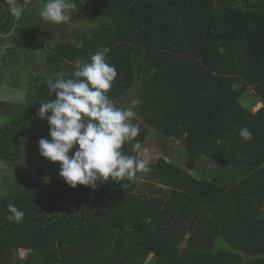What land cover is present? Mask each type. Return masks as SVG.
Instances as JSON below:
<instances>
[{
	"label": "trees",
	"instance_id": "1",
	"mask_svg": "<svg viewBox=\"0 0 264 264\" xmlns=\"http://www.w3.org/2000/svg\"><path fill=\"white\" fill-rule=\"evenodd\" d=\"M15 2L19 16L0 0V87L21 81L22 56L9 46L34 37L36 1ZM74 2L71 20L96 27L70 34L56 24L41 35L50 76H38L23 104L0 100V162L40 154L39 140L51 139L38 115L55 98L48 79L70 78L78 58L90 62L107 47L118 73L109 98L120 108L131 90L139 98L140 132L122 152L137 156L134 144L155 132L224 176L198 179L159 157L139 179L73 189L48 178L59 175L53 163L0 197V264H23L20 250L31 252L25 264H264V106L253 113L242 104L249 89L264 103V0ZM243 126L251 142L239 136ZM10 203L25 213L21 222L7 219Z\"/></svg>",
	"mask_w": 264,
	"mask_h": 264
},
{
	"label": "clouds",
	"instance_id": "2",
	"mask_svg": "<svg viewBox=\"0 0 264 264\" xmlns=\"http://www.w3.org/2000/svg\"><path fill=\"white\" fill-rule=\"evenodd\" d=\"M76 8L74 0H44L39 14L44 21L60 25L70 22L71 12ZM10 12L20 15L15 0H10ZM109 51L107 47L97 50L90 62L78 58L70 78L48 79L55 98L39 107L38 115L42 120L47 119L51 137L39 140L40 155L60 165V177L73 189L77 185L96 189L98 183L132 181L139 179L137 173L151 171L146 158L122 152L123 145L140 132L139 123H133L137 120L133 109L138 101L120 108L109 98L118 75L115 66L106 59ZM239 136L245 142L253 139L246 126L240 128ZM74 147L76 150L72 152ZM141 147L138 141L134 144L136 151ZM7 209L9 221L19 223L24 219L25 213L15 205L10 203Z\"/></svg>",
	"mask_w": 264,
	"mask_h": 264
},
{
	"label": "rangeland",
	"instance_id": "3",
	"mask_svg": "<svg viewBox=\"0 0 264 264\" xmlns=\"http://www.w3.org/2000/svg\"><path fill=\"white\" fill-rule=\"evenodd\" d=\"M35 1L36 2L34 3L32 9L34 18L31 32V35L34 36L35 39L34 37L33 39H29V35L27 40L19 41L9 46L17 47L18 52L22 56L19 62V69H22L18 73V75L21 76V81L20 83L14 82V84L17 83V86L13 87L12 85H9L8 80L6 81V79H4V84L0 87V100L3 102H11L15 105L25 103L29 96L35 92L33 88L36 85L35 81L38 76L42 75L44 79H47L50 76L46 68V58L47 54L51 51L47 43H42L40 41V37L45 32L47 33V30H49L51 26L54 28L56 24H50V22H46L40 17L39 13L43 5L39 3V0ZM46 23H49L50 26H46ZM61 26H65V30H67L68 33L77 34L95 28L96 24L70 20L69 23L61 24ZM27 77L32 78L30 83L28 79H26ZM138 99L137 89L131 90L127 94L124 106L129 107L131 106L132 101H137ZM254 99H256L255 93L252 89H249L246 98L242 100V104L251 108V106L247 105L253 103L255 101ZM157 135V133L152 132L151 138H149L145 144L141 145V150L137 151L138 158H146L149 162H151L159 157H165L168 161L185 167L194 177L198 179L207 178L211 180L215 177V175L224 176L223 172L215 167L189 157L179 141H164V138L160 139ZM75 150L76 148L74 147L72 152ZM72 152H70V155H72ZM27 157L21 159L15 164L0 162V197L6 196L11 192V186L14 181H18L20 185H24L25 183L27 184L29 181L41 178L44 174L42 173L43 171L52 168L53 163L43 158L40 154L34 158ZM54 171H60V166H58L56 170L54 169ZM50 177L63 180L60 175H48V178ZM30 256L31 252L20 250L17 255V259L21 263L25 264Z\"/></svg>",
	"mask_w": 264,
	"mask_h": 264
},
{
	"label": "crops",
	"instance_id": "4",
	"mask_svg": "<svg viewBox=\"0 0 264 264\" xmlns=\"http://www.w3.org/2000/svg\"><path fill=\"white\" fill-rule=\"evenodd\" d=\"M254 100L255 101L253 103H251L250 105H247V106H251L252 107V111L254 110L253 113H257L261 108H263L264 103L262 101H260L259 98H256Z\"/></svg>",
	"mask_w": 264,
	"mask_h": 264
}]
</instances>
